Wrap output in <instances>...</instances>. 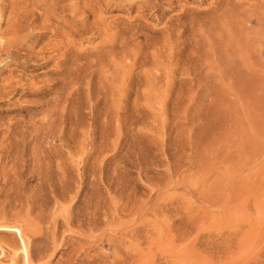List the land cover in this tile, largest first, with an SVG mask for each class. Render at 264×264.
Returning a JSON list of instances; mask_svg holds the SVG:
<instances>
[{
  "label": "rangeland",
  "instance_id": "obj_1",
  "mask_svg": "<svg viewBox=\"0 0 264 264\" xmlns=\"http://www.w3.org/2000/svg\"><path fill=\"white\" fill-rule=\"evenodd\" d=\"M0 228V264H264V0H0Z\"/></svg>",
  "mask_w": 264,
  "mask_h": 264
},
{
  "label": "bare ground",
  "instance_id": "obj_2",
  "mask_svg": "<svg viewBox=\"0 0 264 264\" xmlns=\"http://www.w3.org/2000/svg\"><path fill=\"white\" fill-rule=\"evenodd\" d=\"M78 1V0H77ZM260 18V17H259ZM263 23V22H262ZM6 226V225H5ZM14 226V225H13ZM12 227V226H11ZM14 228V227H13ZM1 229V228H0ZM4 229V228H3ZM0 251H1V254H3L4 253V251L5 250H3L2 248H0ZM22 252L20 251H18L16 254H15V252H14V256H15V260H18V259H20V258H23L24 257V259L26 260V262L27 261H31L33 258H34V256L30 253V251L28 250V248L26 249V252H25V256H23L22 254H21ZM20 254V255H19ZM13 256V255H12ZM13 259V258H12ZM13 259V260H14ZM68 264V263H67Z\"/></svg>",
  "mask_w": 264,
  "mask_h": 264
}]
</instances>
